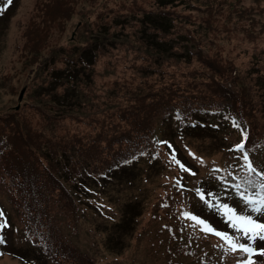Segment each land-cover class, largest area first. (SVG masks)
Listing matches in <instances>:
<instances>
[{
    "label": "rangeland",
    "instance_id": "374dc122",
    "mask_svg": "<svg viewBox=\"0 0 264 264\" xmlns=\"http://www.w3.org/2000/svg\"><path fill=\"white\" fill-rule=\"evenodd\" d=\"M188 1H191V6L184 0H176L167 7V10L182 15L176 20L183 25H178L180 28L193 31L200 38V46L216 62L230 64L232 69L238 67L245 72L254 70V75L258 72L264 75V0ZM60 2L12 0L11 4L7 1L9 5L6 7L5 0H0V115L28 108L33 125L41 127L43 118L33 113L29 105L33 102V89L35 93L38 90L45 92L39 83L40 76L45 73L46 62L53 57L52 65L62 67L64 61L57 59L58 48L60 51L71 49L94 40L99 32L105 31L100 22H106L104 26H109L110 31L119 32L121 29L120 35H123L113 41L104 39L107 51L101 53L92 66L93 77L88 98L99 102L101 106L98 108L93 104L91 108L88 107L90 111L67 112L60 126L55 130L48 129L51 136L93 130V125L88 122L90 116L102 117L106 113L105 109L107 112L114 109L103 102L113 96L111 89L115 79L137 86L157 80L158 86L159 76L163 75L167 79L168 75H173L183 80V76L197 68L198 72L200 70L197 79L208 80L207 71L196 58L183 62L165 57L157 62L149 57L146 50L132 43V39L138 37L136 33L140 32V26L149 23L144 15L162 8L159 0H66L73 11L71 9V13L66 16L55 14L51 18L47 9ZM121 15H130L127 20L129 23L116 21ZM208 22L211 24L209 29L206 28ZM33 41L40 42L39 50L34 48ZM110 42L113 44L109 45ZM53 47L57 49L55 52ZM35 51L38 53L34 54ZM32 55L39 60L32 62ZM142 64L149 65L150 69L140 71L137 66ZM257 66H260L258 72L255 71ZM260 84L264 94V83ZM22 92L23 99L20 100ZM82 99L86 101L84 97ZM73 114L80 120L71 118ZM172 124L170 121H159L154 125L152 134L155 139H152V143L157 154L154 166L146 159L139 160L127 180L108 184L98 182L95 186L86 184L87 191L83 189L77 192L75 227L69 228L65 222L62 226L73 244L87 253L95 264H133L137 259L152 264L156 259L153 247L158 250L179 248V244L172 245L161 240L170 238V231L159 234L158 227L148 231L154 218L152 211L159 202H165L176 212L177 229L178 226H184L188 247L194 253L193 257L186 258L187 264H197L202 259L205 264H238L242 258H247L244 253L227 250L228 245L222 243L219 236L202 231L201 228L206 225L193 226L194 221L183 215L185 212L198 217L201 215L200 218L212 227L240 235L230 226L231 222L224 215L226 210L210 207L200 198L197 190H202L206 199L217 204L227 203L243 210V213L238 211L237 214L252 215L264 221V215L254 212L239 194L244 191L256 200L259 197L252 193L261 190L249 191L246 187H235L242 183L241 177L248 175L246 161L232 150L235 143L242 140V130L238 131L235 126H220L217 134L193 130L177 136L181 130L173 128ZM259 131L258 137L262 138L251 141V150L254 152L255 167L261 170L264 168V114H261ZM176 161L190 171L182 170ZM3 171L9 176L6 163L0 161V209L3 210L0 223L7 220L8 225L0 229V235L3 236L0 242V264H44L40 262L49 260V254L41 244L29 243L25 219L16 205V194L10 188V182L3 180ZM254 178L260 179L257 176ZM179 179L182 184L189 186L188 190L179 188ZM208 192L215 195L209 198ZM139 202H142L141 207L138 206L142 214L135 218L134 228L128 232L124 229L121 231L117 224L123 226L125 214L134 211ZM170 224L174 227L175 220ZM145 231L147 234L141 236ZM182 234V243L185 244ZM244 241L252 243L241 237V242ZM254 247L264 249V242L257 239ZM253 259L256 264H264V256L255 255ZM57 264H62V261L59 260Z\"/></svg>",
    "mask_w": 264,
    "mask_h": 264
},
{
    "label": "trees",
    "instance_id": "16d2710c",
    "mask_svg": "<svg viewBox=\"0 0 264 264\" xmlns=\"http://www.w3.org/2000/svg\"><path fill=\"white\" fill-rule=\"evenodd\" d=\"M60 1L47 9L51 18L55 14L66 16L71 9L73 11L66 0ZM175 1L159 0L162 8L144 15L149 23L140 26V32L136 33L138 37L133 38L132 43L146 50L157 62L165 57L183 62L196 58L207 71L208 80L197 79L200 72L197 68L190 70L183 80L173 75H168L167 79L159 76L158 86L157 80L137 86L115 79L112 89L117 92L111 89L113 96L103 102L114 109L111 112L105 109L102 117L90 116L88 122L93 125V130L51 136L48 129L55 130L60 126L67 112L90 111L88 107L93 104L98 108L101 106L89 99L92 66L98 56L107 51L105 41L108 38L109 41L117 40L123 35H120L121 29L119 32L110 31L109 26H104L106 22H100L105 31L99 32L94 40L71 49L60 51L58 48L57 59L64 61L62 67L52 65L53 57L46 62L39 83L45 92L38 90L35 93L33 89V102L29 105L33 113L43 118L41 127L33 125L28 108L0 115V161L6 163L9 174L3 171V180L10 182V188L16 194V205L25 219L29 243L41 244L49 254L50 259L40 263L57 264L61 260L62 264H95L87 253L73 244L62 223L74 229L77 192L87 191L84 185L123 182L135 171L139 160L146 159L153 166L156 164L152 131L159 121L173 122L172 127L181 130L177 136L193 130L217 134L220 126L232 127L238 121L248 135L246 145L254 159L251 141L262 138L258 135L261 114H264V94L260 86L264 83V75L258 72L260 66L254 75V70L245 72L238 67L232 69L230 64L216 62L200 46V38L193 31L178 26H183L176 21L182 15L167 10ZM184 1L192 5L191 1ZM4 6L8 7V4L4 3ZM128 19L130 15H121L116 21L129 23ZM210 27L209 23L206 28ZM39 43L33 41L32 45L39 50ZM54 47L53 52L57 50ZM31 60L35 63L39 59L32 55ZM137 68L144 71L150 66L142 64ZM71 118L80 120L74 114ZM141 205L139 202L134 211L125 214L123 226L117 224L121 231L134 228L135 218L142 214L138 210ZM172 209L165 202H159L152 211L154 218L148 231L158 227L161 234L168 230L170 238L161 240L180 246L163 250L153 247L156 259L152 264H187L186 258L194 256L188 247L184 226L176 227L178 218ZM171 220H175L176 231ZM182 233L186 246L182 243ZM144 234L147 232L141 236ZM133 264L147 263L137 259ZM197 264H205V261L199 260Z\"/></svg>",
    "mask_w": 264,
    "mask_h": 264
},
{
    "label": "snow or ice",
    "instance_id": "6c2138e0",
    "mask_svg": "<svg viewBox=\"0 0 264 264\" xmlns=\"http://www.w3.org/2000/svg\"><path fill=\"white\" fill-rule=\"evenodd\" d=\"M8 3L11 4L12 0H8ZM2 11V10H0ZM235 127L240 128L239 122H235ZM248 137L246 132H243L242 130V142L235 145V149L240 151L243 155V159L246 161V169L248 175L245 177H241V184H236L235 187L237 189H241L242 187H246L249 191L254 189H260L259 192H254L252 194L259 197L256 200L251 199L250 195H246L244 191H241L239 194L245 202L249 203V205L252 207V210L254 212L261 213L264 215V168H262L259 172L257 171V168L253 166L254 161L250 160L249 153L246 151V143ZM182 170L184 171H190L187 169L183 164H180L179 161H176ZM195 175V173H192ZM254 176L260 177L259 180L255 179ZM227 177H222V179H226ZM197 194L200 196L202 200L205 201L210 207L219 208L221 210H226L224 212V215L227 217V219L231 222L230 226L237 230V232L240 233L239 236L235 234H229L225 231H220L212 227L210 224H207L205 220L198 217L197 215L185 212L183 215L186 218L191 219L194 221V225L199 224L202 227L201 230L205 231V233H212L214 235H217L225 240V242L228 244V249L232 252H241L246 253L247 258H242L240 261H238V264H256V261L253 259L255 255H261L264 256V249H257L254 247V243L257 239L264 242V221L260 220L259 218H253L252 215H244V214H237L238 211L240 213H243V210L236 209L233 206L228 205L227 203H214L209 199L205 198V194L202 190H197ZM215 194L208 192L207 197L211 198ZM0 216H3V210L0 209ZM7 220H4L3 223H0V229L6 228ZM241 237L245 238L248 241H251L252 243H245L241 242ZM3 241V236L0 235V242Z\"/></svg>",
    "mask_w": 264,
    "mask_h": 264
},
{
    "label": "water",
    "instance_id": "95a60500",
    "mask_svg": "<svg viewBox=\"0 0 264 264\" xmlns=\"http://www.w3.org/2000/svg\"><path fill=\"white\" fill-rule=\"evenodd\" d=\"M22 99H23V92L20 94V100H22Z\"/></svg>",
    "mask_w": 264,
    "mask_h": 264
}]
</instances>
